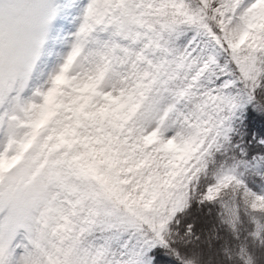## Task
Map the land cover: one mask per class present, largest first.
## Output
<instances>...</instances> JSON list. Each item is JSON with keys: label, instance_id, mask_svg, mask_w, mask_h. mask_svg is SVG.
<instances>
[{"label": "snow or ice", "instance_id": "1", "mask_svg": "<svg viewBox=\"0 0 264 264\" xmlns=\"http://www.w3.org/2000/svg\"><path fill=\"white\" fill-rule=\"evenodd\" d=\"M0 264H264V0H0Z\"/></svg>", "mask_w": 264, "mask_h": 264}]
</instances>
